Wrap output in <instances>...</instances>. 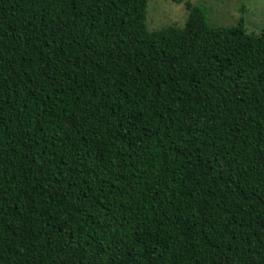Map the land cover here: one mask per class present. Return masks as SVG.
I'll use <instances>...</instances> for the list:
<instances>
[{
	"label": "trees",
	"instance_id": "obj_1",
	"mask_svg": "<svg viewBox=\"0 0 264 264\" xmlns=\"http://www.w3.org/2000/svg\"><path fill=\"white\" fill-rule=\"evenodd\" d=\"M163 1L0 0V264H264V33Z\"/></svg>",
	"mask_w": 264,
	"mask_h": 264
},
{
	"label": "rangeland",
	"instance_id": "obj_2",
	"mask_svg": "<svg viewBox=\"0 0 264 264\" xmlns=\"http://www.w3.org/2000/svg\"><path fill=\"white\" fill-rule=\"evenodd\" d=\"M206 8L213 26L230 27L238 17L243 18V28L247 33H264V0H191ZM184 12L180 5L163 0H147L146 30L165 26L180 27Z\"/></svg>",
	"mask_w": 264,
	"mask_h": 264
}]
</instances>
